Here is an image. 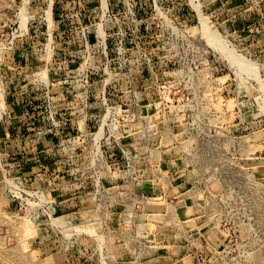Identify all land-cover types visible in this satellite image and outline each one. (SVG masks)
I'll return each instance as SVG.
<instances>
[{
    "label": "rangeland",
    "instance_id": "obj_1",
    "mask_svg": "<svg viewBox=\"0 0 264 264\" xmlns=\"http://www.w3.org/2000/svg\"><path fill=\"white\" fill-rule=\"evenodd\" d=\"M0 264H264V0H0Z\"/></svg>",
    "mask_w": 264,
    "mask_h": 264
}]
</instances>
